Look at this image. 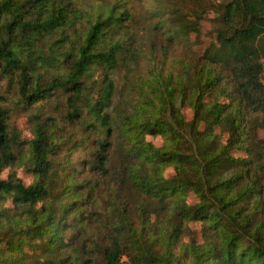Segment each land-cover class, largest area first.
<instances>
[{
	"label": "trees",
	"instance_id": "16d2710c",
	"mask_svg": "<svg viewBox=\"0 0 264 264\" xmlns=\"http://www.w3.org/2000/svg\"><path fill=\"white\" fill-rule=\"evenodd\" d=\"M206 6L0 0V264H264V0Z\"/></svg>",
	"mask_w": 264,
	"mask_h": 264
},
{
	"label": "rangeland",
	"instance_id": "374dc122",
	"mask_svg": "<svg viewBox=\"0 0 264 264\" xmlns=\"http://www.w3.org/2000/svg\"><path fill=\"white\" fill-rule=\"evenodd\" d=\"M227 1L228 0H207V6L205 11L206 17L202 23V26L200 27L201 33L198 40L199 43L193 46V48L197 52L199 53L202 52L204 49H206L209 46V43L212 42L214 32L217 27L216 23L219 18V13L222 11L224 3ZM126 2L128 8L137 17L148 15L152 4H155V0H126ZM262 78L264 79V60H263V72L261 74V79ZM185 114L187 118L191 117V112L189 110H185ZM14 118L16 119L17 125L22 131L23 136L25 138H30L31 135L28 130L29 123L26 116H21L19 115V111H16ZM147 140L153 142L156 146H160L163 142V138L161 136H154V137L148 136ZM233 154L235 156H238V155H243L244 153L242 151L235 150ZM19 173L23 177L25 183H29L31 181L30 176L26 172L20 170ZM172 173L173 171L171 168L167 169L166 175H171Z\"/></svg>",
	"mask_w": 264,
	"mask_h": 264
},
{
	"label": "built area",
	"instance_id": "2783aa9c",
	"mask_svg": "<svg viewBox=\"0 0 264 264\" xmlns=\"http://www.w3.org/2000/svg\"><path fill=\"white\" fill-rule=\"evenodd\" d=\"M262 72H263V71H262ZM260 80H261V82L264 84V79H263V78L261 79V77H260Z\"/></svg>",
	"mask_w": 264,
	"mask_h": 264
}]
</instances>
